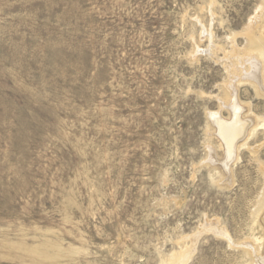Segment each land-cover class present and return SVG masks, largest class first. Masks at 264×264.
Returning a JSON list of instances; mask_svg holds the SVG:
<instances>
[{
    "label": "rangeland",
    "instance_id": "rangeland-1",
    "mask_svg": "<svg viewBox=\"0 0 264 264\" xmlns=\"http://www.w3.org/2000/svg\"><path fill=\"white\" fill-rule=\"evenodd\" d=\"M263 25L264 0H0V264H264Z\"/></svg>",
    "mask_w": 264,
    "mask_h": 264
},
{
    "label": "bare ground",
    "instance_id": "bare-ground-1",
    "mask_svg": "<svg viewBox=\"0 0 264 264\" xmlns=\"http://www.w3.org/2000/svg\"><path fill=\"white\" fill-rule=\"evenodd\" d=\"M262 25V24H261ZM254 26V25H253ZM264 26V25H263ZM262 26V27H263ZM250 34V33H249ZM252 34V33H251ZM251 34L249 35V36H251ZM262 34V33H261ZM253 35V34H252ZM260 35V34H259ZM262 36V35H261ZM259 37V36H258ZM248 38H250V37H248ZM255 40V39H254ZM254 40H252V38H250V41L252 42V41H254ZM248 41H249V39H248ZM256 41V40H255ZM261 41V40H260ZM250 42V43H251ZM253 44H255V43H257V42H252ZM252 46H254V45H252ZM251 46V47H252ZM253 48V47H252ZM254 48H256V46L254 47ZM253 48V49H254ZM257 50H258V52L256 51V49H255V53H257V55H259L260 56V59H262V61H264V43L261 41V42H258L257 43ZM259 56H257V57H259ZM259 59V60H260ZM259 62H261V61H259ZM255 63V62H254ZM261 65H262V63H260ZM260 65V66H261ZM260 66L258 65V70H259V68H260ZM263 66H264V63H263ZM255 68H256V65H255ZM260 69H262V66H261V68ZM260 71V70H259ZM253 72V71H252ZM261 72V71H260ZM264 72V70L262 71V73ZM259 73V72H258ZM251 75V74H250ZM253 75H256V73L255 74H253ZM259 75H260V73H259ZM258 75V76H259ZM263 75V74H262ZM254 78V77H253ZM255 78H257L258 79V77H255ZM261 81H262V79H263V76H261ZM247 80H250V79H247ZM253 81V80H252ZM258 81V85H259V83L261 82L260 80H257ZM254 82H256V79H255V81ZM264 82V81H263ZM262 82V83H263ZM235 84H236V82H235ZM257 84V83H256ZM261 84V83H260ZM254 85V84H253ZM260 86V89H261V87L262 86H264V85H259ZM258 87V86H257ZM231 88V87H230ZM260 89L258 88V91H260ZM233 90V89H232ZM232 90H230V92L232 91ZM262 91H264L263 89H261ZM229 91H227V93H228ZM232 93V92H231ZM264 92H262V94H263ZM229 94V93H228ZM233 95V94H232ZM235 95V94H234ZM228 96H230V95H228ZM230 98H233V96L231 97L230 96ZM235 100V99H234ZM232 101H233V99H232ZM231 102V101H230ZM234 103V102H233ZM235 115V114H234ZM213 117L218 121V125H219V128L221 129V134H222V136H223V139H224V141H225V143H226V145H227V149H231V147H232V145H233V143H234V140L235 139H237L239 136H241L244 132H245V127H244V124L242 123V122H237V121H235L234 119H233V121L231 122H229V123H224V122H222L223 120H219L218 118H217V116L216 115H214L213 114ZM213 118V119H214ZM256 126V125H255ZM263 126H264V123H263ZM240 138V137H239ZM228 151V150H227ZM263 172H264V170H263ZM260 206V205H259ZM54 256V255H53ZM177 257H178V254H177ZM181 259V258H180ZM176 260V259H175Z\"/></svg>",
    "mask_w": 264,
    "mask_h": 264
}]
</instances>
